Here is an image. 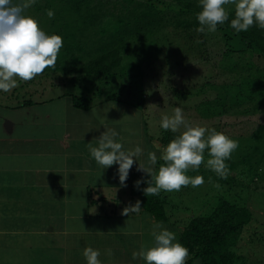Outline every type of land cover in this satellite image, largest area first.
Listing matches in <instances>:
<instances>
[{
    "label": "rangeland",
    "instance_id": "374dc122",
    "mask_svg": "<svg viewBox=\"0 0 264 264\" xmlns=\"http://www.w3.org/2000/svg\"><path fill=\"white\" fill-rule=\"evenodd\" d=\"M22 1L16 0L14 3L20 4ZM46 1L39 0L42 8L36 10L35 7L30 6L25 10L24 15L35 18L41 30L50 35L49 32L54 30L56 26L55 24L52 25V19L57 16L60 17L61 11L63 18L67 10L66 7L62 8L63 5H66L65 0H48L50 6H44ZM49 10L54 13L52 19L47 14ZM57 20L60 21V19ZM107 23L112 24L111 21ZM77 27V23L72 21L69 26L63 25L61 29L58 28V31L60 33L61 30L74 31L78 30ZM209 39L208 53L204 58L188 56L185 62H179L175 59H167L164 53H159V55L142 59L140 66H135V68L129 70L135 73L133 83L131 82L132 78L130 79V77L124 75L110 76V78L105 79V77L96 75L73 73L71 70L70 72L53 70L51 67L45 69L47 73L43 72L30 81H23L16 77L17 87L7 93L0 91V112L8 110L1 105L15 102V99H11L14 90L17 93L18 91L25 92L27 97L30 96L39 102L45 100L41 104L38 102V110L41 114L48 112V121L30 126L31 128L22 131V134L26 137L29 134L30 137L35 136L46 139L45 144L49 153L43 154L39 150V145L42 144L35 137L25 140L23 150L16 149L17 146L11 147L10 141L12 138H4L9 143L5 150L6 154L3 150H0V182L6 178L8 180L13 179L20 174H14L11 163L21 164L23 168L27 169L28 167L32 169L31 166L36 167L37 165L38 168H36L40 169V165L41 178H47L49 177L47 169L53 164L55 165L52 167L53 169L58 167L61 169V164L59 165L58 161L56 162L61 156L65 159L66 164L71 165V171L76 170V167L79 166L95 167L93 173L97 184L95 187L96 193H100L101 196L104 194L118 199L119 207H121L124 200L131 202L134 206L136 199L139 198L138 200L140 201V197L136 194L137 198L135 199L134 197V200H131L133 194H135L131 189L132 184L136 185L138 180H146L141 177L137 178V172L140 175L147 174L146 171L138 170L139 163H142L151 172L158 173L161 167L158 162L165 150V146L159 139L165 131L161 127V120L165 115L173 116L176 107L182 109L184 119L190 126L204 127L208 130L205 132V137L212 129H217L218 132H222L230 139L238 142V148L233 151L234 154L238 155V153L247 152V158H257L256 150H264V105L254 113L227 112L211 115L204 114L203 109L199 106L202 100L211 99L217 94L216 86L210 85L206 87V90L199 92L201 85L205 84L206 81L218 85L224 81L230 82L233 77L220 64L222 52L227 46L223 39L222 31L217 29L212 32ZM151 47L153 48L154 46L149 43L146 45L148 50H151ZM61 56L62 52L61 54L59 53L57 61H62ZM127 57L118 67L121 71L127 66ZM253 60L264 67V58L255 55ZM135 80L137 83H135ZM99 88H102L101 93L98 92ZM129 89L130 92L131 90L139 92L138 95L134 94V97L130 95V100H139L140 95H144L141 100V107L133 106L131 105L132 103L127 104L107 98L106 94L120 91L122 92L120 96L127 98ZM81 90L94 96L92 105L87 109L67 104L66 100L59 99V97L50 99V97L57 96L62 91V93L66 91L79 93ZM19 96L21 97L22 93ZM143 118H145L147 123L146 121L144 122ZM259 126L260 128H258ZM19 130L16 127L15 132H20ZM107 130H114L118 133L114 140L122 144L123 151H134L137 146L142 149L141 155L137 158L138 160L133 158L134 163L129 170L126 187L120 183L118 175L119 164L103 168L90 155L88 143L98 147V139ZM185 130L183 125L178 129L181 134ZM5 132L4 127L0 125V135L2 137L0 139L3 140ZM66 134L67 136L70 134L72 137L65 140ZM7 135L11 136V134ZM2 140H0V146L4 147L5 143ZM63 142H65V148L60 145ZM86 148L88 152L84 151V153L82 151L83 153L81 154L80 150ZM149 153L156 154L157 161L155 164L149 162ZM210 158L209 154L204 152V163L200 165L199 169L195 171L189 169L185 173L191 178L202 176L204 180L202 185L192 187L189 184L186 187H182L179 191H163L169 200V204L166 205L169 220L158 219L146 209L140 210V214H130L129 218H127L122 214L123 207L122 210L118 209V213L123 217L120 222L125 226L128 223L132 227L137 223L140 226H145L144 228L148 235L147 239L152 236L153 226L157 223L162 224L164 228L179 236V233L190 218L198 213L211 212L219 194L228 189L230 185L227 183V179L221 182L218 179L216 180L218 177L217 173L206 166L207 160ZM43 161L47 162V164H44L47 169L44 168ZM258 169L259 173H263V162L258 164ZM38 171L40 170H37L36 173ZM43 172H45V175H43ZM228 174L234 176L236 180L247 183L252 178L253 172L242 165H238L229 170ZM256 177L255 179H257ZM262 181L264 182V179ZM0 192L3 193L1 189ZM3 194L7 195L8 199L10 198L6 191ZM248 204L251 207L254 219L245 227L238 242L233 246V249L238 254L244 255L242 258H236V261L254 260V264H264V190L261 193L250 195ZM43 207L48 208L49 205L47 204V206L44 205ZM141 209H143L142 206ZM143 237L146 236L143 235ZM246 264H250V262H246Z\"/></svg>",
    "mask_w": 264,
    "mask_h": 264
},
{
    "label": "trees",
    "instance_id": "16d2710c",
    "mask_svg": "<svg viewBox=\"0 0 264 264\" xmlns=\"http://www.w3.org/2000/svg\"><path fill=\"white\" fill-rule=\"evenodd\" d=\"M15 1L13 0V3ZM23 2L24 0L21 3ZM39 3V0H36L31 6L39 10L42 8ZM45 3L44 6H50L48 0ZM65 4L62 8L66 7L67 13L63 18L62 11L60 17L50 18H53L52 25L56 26L49 34L61 36L64 42L59 53L62 52L61 60L65 62L56 61L55 67H51L53 70H71L73 73L96 75L105 79L124 75L132 78L133 83L135 73L129 70L140 66L144 58L164 53L167 59L185 62L188 56L204 58L208 53L209 36L212 32H208L207 28L204 33L196 31L201 27L196 15L202 11L200 0H65ZM224 8L228 13V20L217 25L227 43L220 64L233 77L230 82L224 81L215 85L206 81L201 85L199 92L206 90L210 85L216 86L217 94L211 99L202 100L199 106L207 115L227 112L254 113L264 105V67L253 60L255 55L264 58V29L254 23L247 31L237 33L231 27V20L235 18V4L229 3L224 5ZM107 20L112 24L107 23ZM72 21L77 23L78 30H61V33L58 31V28L69 26ZM148 43L154 46L151 50L146 49ZM125 57L127 66L121 71L118 67ZM44 72L47 73L45 70ZM101 89H98L99 93L102 92ZM135 91L130 92L129 89L127 98L120 96L121 91L106 95L109 99L141 107L144 95H140L136 101L129 98L130 95L134 97L139 94ZM15 92L14 90L11 98L15 99V102L7 103L11 107L39 102L30 96L27 97L25 92ZM66 94L71 97L72 105L77 108L87 109L94 101V96L83 90L79 93H62ZM143 119L145 122V118ZM180 135L179 131L172 132L169 129L165 130L159 139L166 148ZM208 135L209 133L204 138L207 139ZM204 152L209 154V149L206 148ZM256 156L257 158L253 159L247 158V152L238 155L232 153L231 158L225 161L227 171L242 165L253 172L252 178L244 183L228 174L226 179L230 185L219 194L211 212L198 213L190 218L178 236L179 243L189 250V258L199 256L204 264H233L236 260L237 251L233 246L238 242L245 227L254 219L248 204L249 197L264 190V170L263 173L258 171V164L264 163V150H256ZM158 163L161 166L165 164L162 158ZM137 174V178L146 180L142 181L139 187L132 184L131 189L135 193L133 195H139L143 209L158 219L169 220L166 211L169 200L163 190L155 196H147L143 191L149 186L147 182L151 180V175L156 174ZM254 176H257V179ZM217 179L220 182L226 180L219 176ZM89 197L94 200L90 191Z\"/></svg>",
    "mask_w": 264,
    "mask_h": 264
},
{
    "label": "crops",
    "instance_id": "0c3cea01",
    "mask_svg": "<svg viewBox=\"0 0 264 264\" xmlns=\"http://www.w3.org/2000/svg\"><path fill=\"white\" fill-rule=\"evenodd\" d=\"M62 92L50 99L59 97L66 100L67 104H72L71 97L68 94L62 95ZM39 103L15 108L7 103L1 105L8 109L0 112V125L6 131L3 140L12 138L11 147L17 146L16 149L23 150L25 140L35 136L27 134L26 137L22 131L48 121V112L41 114L38 110ZM16 127L21 133L15 132ZM68 136L66 134L65 140L72 137L70 134ZM35 139L41 142L39 150L43 154L49 151L46 139ZM65 142L60 145L64 147ZM4 143L5 149L0 146L3 148L0 150L6 154L9 142L4 140ZM80 151L81 154L88 152L87 148ZM56 162L61 164V169H53L54 164L47 169L44 165L47 162L43 161V166L49 173L47 178H41L40 165V169H37L38 165L37 168L31 166L32 169H27L21 164L11 163L14 174H20L13 179L1 180L0 189L3 193L6 191L10 198L0 192V264H87L83 255L86 247L100 251L98 259L102 264H146L142 258L134 260L132 254L139 252L142 247L145 250L153 247L154 237L147 239L145 226H140L139 223L132 227L129 223L125 226L120 222L123 217L118 209L122 210L132 203L124 200L119 207L118 199L96 193L97 184L93 173L95 167L79 166L71 171V165L66 164L63 157L60 156ZM37 170L40 171L36 173ZM89 191L94 200L89 197ZM134 197L137 198L133 195L131 200ZM47 204L48 208L43 207ZM131 214H140V211ZM175 237L174 242H179L178 236ZM109 249L111 255L108 254ZM238 257L242 258L244 255L237 252ZM253 261L235 260L233 264H254ZM186 264L204 263L196 256L188 257Z\"/></svg>",
    "mask_w": 264,
    "mask_h": 264
},
{
    "label": "clouds",
    "instance_id": "9594fccd",
    "mask_svg": "<svg viewBox=\"0 0 264 264\" xmlns=\"http://www.w3.org/2000/svg\"><path fill=\"white\" fill-rule=\"evenodd\" d=\"M33 3L35 0H24L20 4H14L13 0H0V91L7 93L17 87L16 77L30 81L41 75L46 68H54L63 47L61 36L47 35L35 18L24 15L25 10ZM229 3L235 4V18L231 20V27L237 33L247 31L254 23L264 29V0H200L202 11L196 15L201 27L196 31L204 33L207 28L208 32H215L218 24L228 20L224 5ZM47 14L49 18L54 15L51 10ZM182 125L186 130L165 148L162 155L165 164L159 168L158 174L152 176L151 170L139 163L138 170L151 175V180L147 182L149 186L143 189L145 195H159L162 190L179 191L189 184L192 187L202 185V176L191 178L185 173L189 168L199 169L204 163L206 148L209 149L211 157L206 166L220 178H227L225 161L230 159L233 151L238 148V142L215 129H212L205 139V132L208 130L190 126L185 121L180 107L174 109L173 116L165 115L161 120V127L172 132H177ZM117 135L114 130H107L98 139V147L91 143H88V147L91 157L103 168L119 164L120 183L126 187L129 170L134 163L133 158L137 159L142 149L137 146L134 151H123L122 144L114 140ZM156 161V154L149 153V162L155 164ZM141 182L136 181V186L139 187ZM140 210L141 201L137 200L134 206L124 208L122 214L130 216ZM152 236L155 245L147 250L142 247L139 252H133L134 260L139 257L146 261V264H186L189 250L181 243L174 242V233L157 223L153 226ZM108 254H112L111 249ZM83 255L87 264H102L98 259L101 255L99 250L86 247Z\"/></svg>",
    "mask_w": 264,
    "mask_h": 264
}]
</instances>
